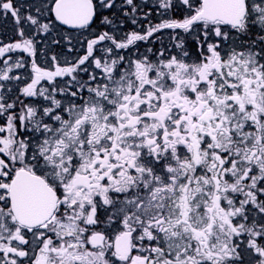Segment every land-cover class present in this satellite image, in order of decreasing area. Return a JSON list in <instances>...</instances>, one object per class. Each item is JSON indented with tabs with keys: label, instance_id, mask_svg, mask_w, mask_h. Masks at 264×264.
Wrapping results in <instances>:
<instances>
[{
	"label": "snow or ice",
	"instance_id": "6c2138e0",
	"mask_svg": "<svg viewBox=\"0 0 264 264\" xmlns=\"http://www.w3.org/2000/svg\"><path fill=\"white\" fill-rule=\"evenodd\" d=\"M124 2L0 0V264H264V0Z\"/></svg>",
	"mask_w": 264,
	"mask_h": 264
},
{
	"label": "trees",
	"instance_id": "16d2710c",
	"mask_svg": "<svg viewBox=\"0 0 264 264\" xmlns=\"http://www.w3.org/2000/svg\"><path fill=\"white\" fill-rule=\"evenodd\" d=\"M117 1L122 3L123 6H120L116 10H114V8L110 9V10L106 9L104 11V14L109 15L110 18H114L118 21L124 20L125 17H124L122 9H127L129 6H127L125 4L124 0H117ZM139 1H141V0H134V2L136 4H139ZM140 11H141V9H139L138 12L136 13V16L138 17V23L137 24H139L141 22L140 17L142 14ZM113 13L115 14L114 17H113ZM133 26L134 25L131 24L130 19H129L128 23H126L124 26V30L127 29L128 31H130L133 29ZM12 27H13V24H12V20L10 18L6 21L4 19H0V39H5V40L10 39L13 36ZM103 30H106V29H104L102 26L99 25V21H97L95 24L92 25L93 33L103 31ZM74 35L79 36V34H74ZM85 35H87V33H85ZM80 38L83 39V37H80ZM57 51H59V49H57ZM65 51H66V49H65ZM80 54H83V49H81ZM69 58L71 59L73 57L70 56Z\"/></svg>",
	"mask_w": 264,
	"mask_h": 264
},
{
	"label": "flooded vegetation",
	"instance_id": "af4514ba",
	"mask_svg": "<svg viewBox=\"0 0 264 264\" xmlns=\"http://www.w3.org/2000/svg\"><path fill=\"white\" fill-rule=\"evenodd\" d=\"M152 3V0H141L139 1V5L141 9V22L139 24H137L136 27H141L142 25L143 26H146V21H144L143 19V16H144V13H147V12H150L151 11V16H150V20L153 22V23H156L159 21V19L161 18L159 16V14L154 10L156 8V5H150ZM97 22V21H96ZM74 34H79V33H74ZM169 43V37L167 35V32L162 36V39L161 40H158L156 41V43L154 44H151V45H144V44H141V51H144L146 47H152L153 49H157V48H160L162 44H168Z\"/></svg>",
	"mask_w": 264,
	"mask_h": 264
},
{
	"label": "rangeland",
	"instance_id": "374dc122",
	"mask_svg": "<svg viewBox=\"0 0 264 264\" xmlns=\"http://www.w3.org/2000/svg\"><path fill=\"white\" fill-rule=\"evenodd\" d=\"M157 2H158V0H152V3L150 4V5H156L157 4ZM115 4H116V7H114V10H116L117 8H119L120 6H123V4L122 3H120L119 1H117V0H115ZM139 8H140V6H139ZM106 10V9H105ZM104 10V11H105ZM97 21H99V20H97ZM137 25H134L133 26V29L135 28V29H137V30H139V27H136ZM124 31H128L127 29L126 30H124Z\"/></svg>",
	"mask_w": 264,
	"mask_h": 264
}]
</instances>
